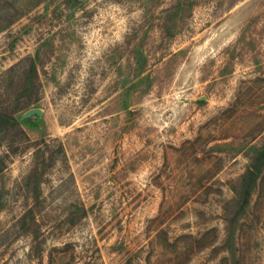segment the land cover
<instances>
[{"label":"rangeland","instance_id":"obj_1","mask_svg":"<svg viewBox=\"0 0 264 264\" xmlns=\"http://www.w3.org/2000/svg\"><path fill=\"white\" fill-rule=\"evenodd\" d=\"M171 1L0 0V75L44 61L38 101L15 116L66 155L45 166L35 239L36 154L0 132V264H264V167L233 217L264 143V0H197L161 41L152 18ZM10 74L0 92L23 69Z\"/></svg>","mask_w":264,"mask_h":264},{"label":"trees","instance_id":"obj_2","mask_svg":"<svg viewBox=\"0 0 264 264\" xmlns=\"http://www.w3.org/2000/svg\"><path fill=\"white\" fill-rule=\"evenodd\" d=\"M72 0H66L67 4H72ZM237 0H224L225 8L229 9ZM197 0H172L166 9H163L157 17L152 18L159 34V40L163 41L171 36L178 30L177 28L184 24V19L188 13L192 10L193 5ZM222 1H219L216 5H221ZM189 11V12H188ZM43 60L40 59L39 53L36 51L34 55H25L21 57L16 63H13L4 70L0 79L3 80L5 74H9L11 77V71L15 66L20 65L23 69L22 81L15 87H4V92H0V96L3 93L18 92L16 97V106L12 108L0 107V132L5 135H12L10 143L14 148L20 145L22 142L16 140L19 134L25 135L26 142L30 144L36 154V161L30 167L29 172L25 180L26 193L33 198L34 203L30 206H26L22 213V218L29 221V228L31 232H34L33 237L35 239L39 236V229L36 220L37 206L39 205V194L41 183L45 180L43 176L46 174L45 166L55 163L58 158L65 160L66 155L62 142L56 137L44 136L38 139L31 140L18 121L15 113L17 111L26 109L29 105L38 101L40 89H41V77L38 68L43 66ZM4 81H7L4 79ZM69 84V82H68ZM3 86V85H2ZM67 86L58 90L51 98L53 107H55L56 98L62 95L66 91ZM58 121L62 120L58 117ZM264 167V143L256 151L255 155L251 158L249 165L244 169L234 195V211L233 217L241 214L246 205L249 202L250 195L258 179L259 173Z\"/></svg>","mask_w":264,"mask_h":264}]
</instances>
